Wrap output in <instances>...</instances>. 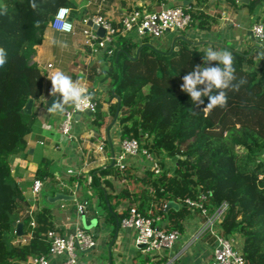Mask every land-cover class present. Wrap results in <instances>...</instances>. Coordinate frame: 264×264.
<instances>
[{
	"label": "trees",
	"instance_id": "1",
	"mask_svg": "<svg viewBox=\"0 0 264 264\" xmlns=\"http://www.w3.org/2000/svg\"><path fill=\"white\" fill-rule=\"evenodd\" d=\"M226 1L246 5L252 12L263 0ZM36 3L38 8L34 10L29 0L0 2L7 8V15L0 16V47L7 52V62L0 68V264H16L46 253L50 244L46 232L55 229L48 207L30 210V202L12 173L11 157L21 153L35 121V114L22 112V107L30 97H44L50 85L44 69L32 60L36 45L42 42L48 21L59 6H70L74 16L77 11L75 0ZM184 6L191 24L200 29L209 27V16L200 7ZM148 41V36L137 42L117 35L113 53L104 54L110 60L112 84L119 76L114 91L109 93L113 99L111 118L119 96L121 139L137 138L142 147L158 157L157 166L146 169L143 175L126 164L122 168L103 167L91 172L90 181L84 174L70 176L71 184L78 181L82 188L93 191L100 205L93 210L96 216L101 214L111 221L115 216L120 224L129 206L140 200L139 209L146 203L151 208L149 213L160 217L162 227L178 232L189 214L184 198L196 199L204 194L210 212L225 201L224 214L214 225L217 232L240 236L243 264H264V58H259L256 48L260 61L257 69L252 53L228 49L234 57L233 83L241 78L247 83L239 91L226 89V106L205 112L203 105L197 108L191 103L180 85L182 77L201 63L206 47L178 39L177 49L170 52L143 45L133 58L137 46ZM204 100L206 105L207 98ZM101 117L96 110L93 121L97 126L102 123ZM48 163L47 158H41L36 177L51 176ZM110 176L131 180L117 192L108 191L105 187L112 184ZM84 195L87 202H94L95 196ZM168 200L178 206L164 210ZM119 205L122 208L117 210ZM72 210L77 211V205ZM18 222L22 223L21 234H17Z\"/></svg>",
	"mask_w": 264,
	"mask_h": 264
},
{
	"label": "crops",
	"instance_id": "2",
	"mask_svg": "<svg viewBox=\"0 0 264 264\" xmlns=\"http://www.w3.org/2000/svg\"><path fill=\"white\" fill-rule=\"evenodd\" d=\"M75 2L76 16L70 13V17L77 27L82 16L95 11L117 23L124 14L133 9L156 10L172 3L194 4L209 16L207 29L190 24L184 29H169L160 36L149 37V42L166 51L177 34H184L188 39L198 42L192 44H202L206 48L213 46L216 50L231 48L246 50L247 55L253 54V67L258 69L260 66L255 49L257 48L260 53L264 52V37L261 40L257 39L252 26L258 22L264 25L262 21L264 0L258 3L252 12L246 5L235 6L226 0H75ZM35 49L32 60L44 69L48 80L54 72L63 71L73 80H80L88 87V91L97 100V111L102 116V123L97 126L93 121L95 114L86 111L74 114L73 137L65 140L59 131L62 113L48 112L51 106L47 102L50 97V80L47 94L38 100L33 99L31 107V112L35 114L33 127L25 136L26 143L21 153L11 157L12 173L30 202V210L48 207L53 216L55 229L65 233L72 230L76 223H82L77 211L72 210V206L85 204L86 221L89 223L92 218H97L95 225L86 229L93 235L96 243L79 253L80 264H203L208 261L212 256L217 230L215 226L212 229L207 226V216L198 211L189 210V214L183 218V229L178 232L173 247L149 252L142 251L136 245L133 228L121 226L115 216V221H111L107 216L94 215V208L98 209L100 205L97 204L93 191L89 187L82 188L78 181L72 185L69 179L76 174H84L88 178L92 171L115 166L121 137L117 120L109 128L110 142L106 133V126L111 120L110 104L113 101L109 94L113 85L109 57L101 50L91 51L82 43L79 33L63 32L50 26L46 29L42 42L37 44ZM100 142L103 143L102 149L98 148ZM154 155V158L150 159L138 152L128 155L124 162L134 168L138 175H143L146 169L154 167L157 160V156L155 155V158ZM41 158L49 160L47 168L51 176L42 178L43 187L34 196L31 184L36 177ZM109 179L112 184L106 185L105 188L108 191L113 189L114 192L119 191L131 180L122 181L121 176H110ZM133 185L141 189L139 183ZM58 191L73 195V198L50 200ZM84 194L95 196L94 202L92 204L87 202ZM139 201L136 200L134 204L138 206ZM168 201L164 205V210L178 206L177 202L171 200L177 205L166 207ZM121 208L119 205L117 210ZM142 210L149 213L151 208L145 203ZM232 237L236 246L241 249L240 236L235 234ZM64 256V253L52 255L51 262L56 263ZM29 259L30 257L16 264H30Z\"/></svg>",
	"mask_w": 264,
	"mask_h": 264
},
{
	"label": "built area",
	"instance_id": "3",
	"mask_svg": "<svg viewBox=\"0 0 264 264\" xmlns=\"http://www.w3.org/2000/svg\"><path fill=\"white\" fill-rule=\"evenodd\" d=\"M102 1V0H101ZM66 9L58 18L59 9ZM181 3H172L159 9H133L124 14L117 23L104 16L99 11L86 14L79 20L77 27L71 19V7L68 5L59 6L48 21V25L53 29L69 32L72 34L79 33L82 43L91 51H106L108 54L114 51V39L117 35H125L134 41H140L145 36L156 37L163 34L169 29H184L191 24V15ZM96 27H101L104 33L100 35ZM252 31L257 39L264 37V25L261 22L252 26ZM50 66L51 63H48ZM75 108L71 105L67 106L66 111L62 113L59 131L62 137L71 139L73 137V123ZM91 114H95L97 110V100L93 98L92 107L87 109ZM103 143L98 145L102 149ZM141 152L148 158L153 159V154L145 147L140 145V141L135 137H125L120 140V149L116 154L115 165L119 168L125 166V158L128 155ZM71 170V169H70ZM69 170V171H70ZM125 181L124 177H121ZM88 176L87 180L90 181ZM43 187V180L35 177L32 180L31 192L36 196ZM205 195L200 194L198 198H184V203L190 211H198L205 214L206 224L211 229L217 221H219L225 211L226 202L223 201L212 212L205 206ZM82 203L77 205V214L83 211ZM160 217L148 212H143L136 204H132L127 209V213L121 218L120 225L131 227L135 230V243L142 251H157L161 249H169L173 247L178 237V231L175 229H165L158 221ZM50 241L48 251L33 257H30V264H80L79 253L91 248L96 241L93 235L88 232L81 222L75 224L72 230L68 232H60L56 229H49L46 232ZM215 245L212 250L211 258L203 264H243L244 258L240 248L234 242L232 236L222 233H215ZM65 256L60 261L51 262V256L62 254Z\"/></svg>",
	"mask_w": 264,
	"mask_h": 264
},
{
	"label": "clouds",
	"instance_id": "4",
	"mask_svg": "<svg viewBox=\"0 0 264 264\" xmlns=\"http://www.w3.org/2000/svg\"><path fill=\"white\" fill-rule=\"evenodd\" d=\"M29 2L32 9L38 8L36 0H29ZM65 11L66 9H59L58 18ZM6 15V6L0 4V16ZM259 58H264V52L260 53ZM6 62L7 52L0 47V68ZM49 80L51 82L49 95L55 98L48 108L49 113H64L69 105L79 111L92 107L93 96L80 80H73L63 71L54 72ZM234 81H236V76L232 53L227 49L216 50L213 46H209L201 57V63L196 64L182 77L180 90L190 97L195 107L199 108L203 105L205 112H211L216 107L226 106V89L231 87L234 91H239V88L247 83L244 78L236 83H233ZM205 97L207 98L206 105Z\"/></svg>",
	"mask_w": 264,
	"mask_h": 264
},
{
	"label": "water",
	"instance_id": "5",
	"mask_svg": "<svg viewBox=\"0 0 264 264\" xmlns=\"http://www.w3.org/2000/svg\"><path fill=\"white\" fill-rule=\"evenodd\" d=\"M242 1L247 2L248 0H242ZM93 28H96L97 32H98L100 35H102V34L104 33V30H103V28H101V27H96V25L93 24ZM167 30H169V28H168ZM178 38H181V39H183V40H185V41H187V42H190V43H198V42H194V41L188 39L187 36L184 35V34H177V35L173 38L172 44H171V46L169 47V49L167 50L168 52L172 51L173 49H177V45H175L174 43H175V41H176ZM143 45H147V46H149L150 48H152V49H154V50H156V51H164V50H161V49L157 48L153 43H151V42L148 41V42L141 43V44H139V45L137 46V48H136V50H135V54L132 56L133 58H135V57L138 56L139 51H140V49H141V47H142ZM128 55H129V54H128ZM130 56H131V55H130ZM115 59L117 60V54H116ZM118 74H119V70H118ZM118 82H119V76H118V79H117V81L115 82V84L112 85V87H111V92L114 91V87L116 86V84H117ZM53 99H55V98L52 97V96H50V97L48 98L47 102H48L49 104H51L52 101H53ZM120 102H121V101H120V97H119V96H116V107H115V111H114V114H113L111 120L109 121V123H108L107 126H106V133H107V137H108L109 142H110L109 128L113 125V123H114V122L117 120V118H118ZM32 103H33V98L30 97V98L27 100V102L24 104V106L22 107L21 111L24 112V113H27V114L31 113ZM84 111L89 112L88 110H84ZM80 112H82V111H79V110H77V109L75 110V114H78V113H80ZM89 113H90V112H89ZM137 174H138V173H137ZM72 198H73V195L65 194V193H63V192L58 191V192H56L53 196L50 197V200L54 201V200H57V199H72ZM169 205H175V206H176L177 204H176L175 202H173V201L170 200V201L167 202L166 207L169 206ZM79 216H80V219H81V221H82V225H83V227H84L85 229H89V228H91L93 225H95V221H96L97 218H92V219L89 221V223H88V222L86 221V216H85V211H84V210L81 211V213H80ZM16 228H17V234H21V232H22V223H21V222H18V223L16 224Z\"/></svg>",
	"mask_w": 264,
	"mask_h": 264
},
{
	"label": "rangeland",
	"instance_id": "6",
	"mask_svg": "<svg viewBox=\"0 0 264 264\" xmlns=\"http://www.w3.org/2000/svg\"><path fill=\"white\" fill-rule=\"evenodd\" d=\"M263 154H264V153H263ZM153 155H154V154H153ZM154 156H155V155H154ZM155 158H156V156H155ZM157 160H158V157H157ZM157 160L155 161L154 167L157 166ZM168 162H172V161H169V160H168ZM154 167H153V168H154Z\"/></svg>",
	"mask_w": 264,
	"mask_h": 264
}]
</instances>
